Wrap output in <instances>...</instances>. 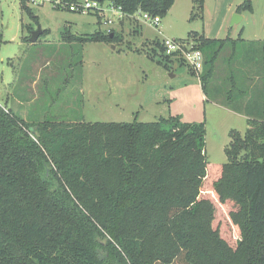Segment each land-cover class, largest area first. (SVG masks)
Listing matches in <instances>:
<instances>
[{
  "label": "trees",
  "instance_id": "obj_1",
  "mask_svg": "<svg viewBox=\"0 0 264 264\" xmlns=\"http://www.w3.org/2000/svg\"><path fill=\"white\" fill-rule=\"evenodd\" d=\"M109 1L165 17L176 0ZM65 32L67 43L119 39ZM191 33L203 93L246 119L243 136L229 133L227 163L209 171L203 123L27 122L0 106V264H264V41L241 55L235 40Z\"/></svg>",
  "mask_w": 264,
  "mask_h": 264
},
{
  "label": "rangeland",
  "instance_id": "obj_2",
  "mask_svg": "<svg viewBox=\"0 0 264 264\" xmlns=\"http://www.w3.org/2000/svg\"><path fill=\"white\" fill-rule=\"evenodd\" d=\"M95 1L100 10L89 12L69 11L75 1L26 2L27 13L21 0H0V106L27 122L72 117L91 123H132L178 117L181 123H203L209 171L227 163L229 133L233 130L243 136L245 117L208 100L197 73L180 55H165L162 40L194 45L188 37L191 32L194 38H229L237 42V53L247 55L248 44L254 41L250 39L264 27V0H251L253 13L239 14L242 19L237 24H231L232 17L243 0H204L203 10L192 0H176L156 27L141 20L142 12L126 15L109 0ZM38 27L42 34L31 43V32ZM65 31L75 37L113 31L119 39L67 43ZM259 37L264 41V32ZM226 48L217 70L232 45ZM243 71L237 72L241 78ZM57 78L68 81L63 89L57 80L52 82Z\"/></svg>",
  "mask_w": 264,
  "mask_h": 264
},
{
  "label": "built area",
  "instance_id": "obj_3",
  "mask_svg": "<svg viewBox=\"0 0 264 264\" xmlns=\"http://www.w3.org/2000/svg\"><path fill=\"white\" fill-rule=\"evenodd\" d=\"M25 3H32L36 5H42L44 2L49 1L53 4H59L62 0H22ZM100 10L99 4L95 0H78L73 5L69 6V11L76 12H89ZM141 20L152 26H158L161 22L159 16H152L149 13H143ZM162 46L164 47V53L167 56L180 55L186 63L197 73L202 69L203 56L198 50H194L191 44L181 42L178 40H162Z\"/></svg>",
  "mask_w": 264,
  "mask_h": 264
},
{
  "label": "water",
  "instance_id": "obj_4",
  "mask_svg": "<svg viewBox=\"0 0 264 264\" xmlns=\"http://www.w3.org/2000/svg\"><path fill=\"white\" fill-rule=\"evenodd\" d=\"M241 19H242V17H240L239 14L235 13V14L233 15V17H232V22H231V24H237V23L239 22V20H241ZM41 34H42V31H41L40 27H38L36 31H32V32H31V35H30V39H29V41H30L31 43H35V42L37 41L38 37H39ZM110 37H112V35H111Z\"/></svg>",
  "mask_w": 264,
  "mask_h": 264
},
{
  "label": "crops",
  "instance_id": "obj_5",
  "mask_svg": "<svg viewBox=\"0 0 264 264\" xmlns=\"http://www.w3.org/2000/svg\"><path fill=\"white\" fill-rule=\"evenodd\" d=\"M175 2H176V1H175ZM171 8H172V7H171ZM230 8H231V7H229V8H228V11H227L228 14H229V16H230V14L232 13V11L229 10ZM170 10H171V9H170ZM252 13H253V12H252ZM252 13H250V14H252ZM227 16H228V15H227ZM226 18H227V17L224 16V18H223V22H222L223 25H224L225 22H226V21H225ZM261 18H262V17H261ZM262 23H264V22H262ZM223 25H222V26H223ZM263 32H264V27L262 28V26H261V30H260V32H259L260 35H256L255 37H252L250 40H261V37H259V36H262ZM204 37H205V36H204ZM205 38H207V37H205ZM262 38H263V37H262ZM207 39H209V38H207ZM210 39H211V38H210ZM220 108L226 109V108L221 107V106H220ZM228 111H229V110H228ZM230 112H231V111H230ZM232 113H233V112H232ZM242 116H243V115H242Z\"/></svg>",
  "mask_w": 264,
  "mask_h": 264
}]
</instances>
